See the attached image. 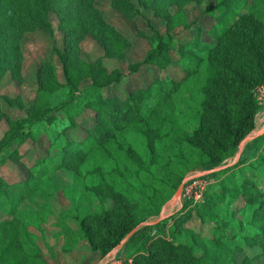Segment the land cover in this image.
<instances>
[{
	"label": "trees",
	"instance_id": "1",
	"mask_svg": "<svg viewBox=\"0 0 264 264\" xmlns=\"http://www.w3.org/2000/svg\"><path fill=\"white\" fill-rule=\"evenodd\" d=\"M93 1L70 2L72 7L64 8L59 7V0H11L9 11L3 12V0H0V73H4L14 58L18 64L10 68L19 70L24 56L18 43L26 33L38 30L53 33L50 11L62 12L64 22L73 13L77 26L75 32L82 38L89 35L95 37L108 53L111 48L106 39H113V32L104 24ZM112 1L115 8L124 12L132 6L131 0ZM204 13L215 20L208 31L213 45L201 42L202 28L199 25L194 37L187 43L166 39L154 31L155 41L151 40V48L141 63L153 65L162 72L172 67L175 57L183 74L179 80L159 75L146 86L120 97L104 94L111 84L120 82L122 75L118 72L114 78H105L99 70L89 77V83L80 82V78L72 81L67 76L69 99L63 106L35 107L27 117L14 121L8 135L0 140V168L13 156H18L20 146L35 136L40 127L50 126L58 119L66 122L63 129L75 127L74 118L80 117L84 110H91L94 122L88 127L86 136L79 142H72L64 134L60 145L58 140L53 142L51 146L58 154L57 162L48 158L44 163L46 167L54 163L60 166L68 161L76 167L77 175L92 182L83 170L84 165L78 167L77 164L94 159H101L103 163L114 162L118 159L114 151H119L124 159L137 166L151 187L162 184L170 192L163 199L164 203L171 199L186 173L200 169L215 182L208 186L202 203L193 208L198 220L214 223L211 232L220 238L231 233V239H238L237 243L250 244L263 237L264 179H252L246 172L255 163L253 168L262 166L259 164L264 162V151L257 154L252 164H247L246 160L237 161L225 172L221 170L226 173L223 178L217 180L215 176L218 177V167L235 155L244 138L255 127L258 112L255 91L264 86V0H214L213 4L205 6ZM65 15L67 20H64ZM177 17L181 20L175 28L191 27L182 10ZM16 24L20 25L17 42H12L11 31ZM59 55L65 62V53L59 52ZM99 63L98 60L96 65L99 66ZM132 71H137V68ZM143 122L150 136L144 135L147 144L142 147L144 158L140 160L124 143H117L115 137L122 130L137 131L135 128L139 129ZM34 125L37 127L32 130ZM156 129H161L163 133L157 134L158 131L154 132ZM263 138L264 132L256 135L253 141L259 142ZM151 139L156 144L157 155L151 150ZM154 156L156 164H153ZM36 170L33 166L30 172ZM100 175L106 178L112 173L104 170ZM258 176L264 177V171L260 170ZM29 178L27 176L13 188H7L0 179V199L10 192L30 191L35 184ZM99 185L103 186V183ZM213 187L220 188L221 198L219 194L213 198L207 195ZM239 187L243 188L242 195L247 203L237 206L240 199L232 193ZM136 202L140 206L143 201ZM143 204L144 209L146 204L150 207V213L159 209L151 207L153 201L145 192ZM9 213H13V208ZM188 213L178 219L180 224L189 218L191 213ZM91 217L88 224H81V235L90 249L102 258L120 246L124 249L130 247L129 244L140 235L142 246L132 253V264H214V261L205 263L201 256H197L193 244L178 238L174 231L170 238L162 236L154 239L141 235L143 227L135 229L138 225L136 217L130 213L114 216L110 210H104ZM179 227L178 223L176 229ZM10 236L5 243L2 242L5 241L4 235L0 236V264H48L38 254L24 251L14 235ZM260 245L263 246L264 241ZM143 248L147 251H142Z\"/></svg>",
	"mask_w": 264,
	"mask_h": 264
},
{
	"label": "rangeland",
	"instance_id": "2",
	"mask_svg": "<svg viewBox=\"0 0 264 264\" xmlns=\"http://www.w3.org/2000/svg\"><path fill=\"white\" fill-rule=\"evenodd\" d=\"M10 1L3 0V12L9 11ZM59 2V7L71 8L70 2L78 4L81 0ZM131 3L132 9L128 8L124 12L115 8L112 0L93 1V6L100 12L104 24L113 32V39H106L111 48L108 53L95 37L89 35L82 38L75 32L77 26L72 18L73 13L68 20L65 15L64 20L67 22H64L62 12L50 11L52 34L38 30L28 32L20 39L18 44L21 45L24 56L22 65L19 70L10 68L18 64L14 58L4 73H0V140L8 135L14 121L27 117L35 107L63 106L69 99L67 76L72 81L80 78V82L89 83V77L99 70L105 78H114L118 72L122 75L120 82L111 84L104 94L120 97L135 88L146 86L159 75L179 80L183 74L175 57L172 67L162 72L153 65L141 64L151 48V40L155 41L154 31L166 39L187 43L192 40L198 29L196 26L199 25L202 28L201 42L212 45L214 43L208 31L214 26L215 20L204 13L205 6L213 4L214 0H131ZM83 5L82 2L84 8ZM179 10L185 13L187 22L191 24L189 29L174 27L180 24L178 22L181 18L177 17ZM10 15L12 13L8 14ZM19 27L16 24L11 31L12 42H17ZM59 52L65 53V62ZM98 60L99 66L96 65ZM133 68H137V71L133 72ZM256 93L259 95V89L255 91V98ZM93 116L91 110H84L80 117L74 118L75 127L63 129L67 124L62 119L56 120L50 126L40 127L35 136H31L20 146L18 156H13L0 168V179L7 188L20 185L27 176L35 184L30 191L10 192L7 197L0 199V236L4 235L3 243L12 237L10 235H14L20 248L30 254H38L48 264H104L106 259L96 260L98 258L95 259L94 251L82 237L81 224H88L91 216L110 210L114 216L125 213L134 215L138 224L135 229L143 227L140 231L143 236L154 239L162 236L170 238L174 231L178 238L193 244L197 256H201L205 263L214 261V264H264V245H260L264 236L246 244L237 243L236 238L231 239L229 232L221 238L213 235L211 228L214 223L207 220L202 222L195 216L193 208L202 202L193 205L178 200L179 196L175 199L174 193L164 203L163 199L170 192L162 184H153L151 187L149 180L137 166L124 159L119 151H114L118 155L114 162L103 163L101 159H94L89 162L82 160L77 164L78 167L80 164L84 165L83 170L92 182L77 175L76 167L68 161L60 166L54 163L49 168L46 167L44 163L48 158L57 162L58 154L52 148V143L58 140L60 145L64 134L72 142H79L93 124ZM259 118L256 128L244 138L235 155L218 167L219 174L218 177L215 176L217 180L223 178L226 173L222 172L233 167L237 161L246 160L247 164H252L257 154L264 151V138L259 142L253 141L256 135L264 132V119L261 116ZM36 127L34 125L32 130ZM135 129L137 131L122 130L115 138L117 143H124L138 159L143 160L142 147L147 144L144 135L150 136V132L145 131L144 122L139 129ZM157 131L156 129L154 132ZM162 133L160 129L157 134ZM126 137L127 140L121 141ZM150 144L152 152L154 150L157 155L154 139H151ZM156 163L154 156L153 164ZM256 164L248 168L246 174L252 179L262 181L264 177L258 176V172L264 171V162L259 164L261 167L253 168ZM33 166L37 170L32 173L30 170ZM104 170L111 172L112 176L102 177L100 174ZM198 173L202 171L196 169L186 173L181 182L182 186ZM144 192L153 201L151 207L159 209L150 213L147 204L144 209V204L141 205L144 202ZM242 192L243 188L239 187L232 193V196L240 199L237 206L247 203ZM215 194H219L221 198L219 187H213L207 192L212 198ZM137 200L143 201L140 206ZM234 205L233 208L237 209ZM11 208L12 214L9 213ZM187 212L191 215L180 224L178 219L187 215ZM178 223L180 227L176 229ZM142 239L139 235L129 244L130 247L124 249L120 246L116 253H110L112 261L116 257L132 258V253L141 248ZM142 251L147 250L143 248Z\"/></svg>",
	"mask_w": 264,
	"mask_h": 264
},
{
	"label": "built area",
	"instance_id": "3",
	"mask_svg": "<svg viewBox=\"0 0 264 264\" xmlns=\"http://www.w3.org/2000/svg\"><path fill=\"white\" fill-rule=\"evenodd\" d=\"M259 89V95L256 93V103L259 106L257 116L262 114L264 112V86H260ZM257 89V90H258ZM215 180L211 178L210 176H207L206 173H198L194 178H191L189 182L187 181V184L182 186L179 199L184 202H190L193 205L201 203L203 201V196L211 184H213ZM104 264H132V258H121L116 257L108 259L105 261Z\"/></svg>",
	"mask_w": 264,
	"mask_h": 264
},
{
	"label": "crops",
	"instance_id": "4",
	"mask_svg": "<svg viewBox=\"0 0 264 264\" xmlns=\"http://www.w3.org/2000/svg\"><path fill=\"white\" fill-rule=\"evenodd\" d=\"M256 116H257V115H256ZM260 116L263 117V119H264V112H263L262 114H260L259 117H260ZM259 117H258V118H259ZM256 118H257V117H256ZM256 118H255V127H254V129L256 128V124H257L256 121H257V119H258V118H257V119H256ZM259 119H260V118H259ZM257 122H258V121H257ZM260 132H262V131H260ZM118 248H119V247H118ZM118 248H117V249H118ZM116 252H117V250H114L112 253H116ZM94 254H95V255H94L95 259L98 258V259H96V260H99V259H101V260H105V259L108 260V259L111 258V257H110V254H109L108 256L104 257V258H102L98 252H94Z\"/></svg>",
	"mask_w": 264,
	"mask_h": 264
},
{
	"label": "water",
	"instance_id": "5",
	"mask_svg": "<svg viewBox=\"0 0 264 264\" xmlns=\"http://www.w3.org/2000/svg\"><path fill=\"white\" fill-rule=\"evenodd\" d=\"M182 185H183V184H180L179 187L177 188V190H176V192H175V195H174V198H175V199L178 198V196H179V194H180V190H181V188H182ZM132 233H133V232H132ZM132 233H130V234L124 239V242L130 237V235H131Z\"/></svg>",
	"mask_w": 264,
	"mask_h": 264
}]
</instances>
